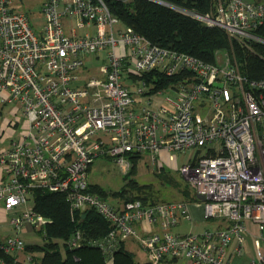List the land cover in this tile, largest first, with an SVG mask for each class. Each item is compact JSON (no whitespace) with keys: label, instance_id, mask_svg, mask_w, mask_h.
Instances as JSON below:
<instances>
[{"label":"built area","instance_id":"1","mask_svg":"<svg viewBox=\"0 0 264 264\" xmlns=\"http://www.w3.org/2000/svg\"><path fill=\"white\" fill-rule=\"evenodd\" d=\"M185 11L242 44L264 45L257 32L264 0H214L208 13ZM39 13L37 31L25 11L0 0V136L9 140L0 149V203L14 212L9 223L43 229V215L21 208L38 187L63 192L72 213L99 212L110 224L105 252L131 239L150 264H233L229 247L239 254L252 224L247 264H264V76L248 83L226 50L207 62L153 44L105 0H43ZM101 51L107 59L99 74L84 75L87 54ZM152 71L182 78L151 92L145 76ZM189 148L193 155L174 169L213 227L174 231L190 219L191 202L91 190L88 173L99 157L124 174L132 155L169 163ZM80 239L77 231L67 243ZM24 245L19 235L0 237L6 253ZM24 264L38 263L27 255Z\"/></svg>","mask_w":264,"mask_h":264},{"label":"trees","instance_id":"2","mask_svg":"<svg viewBox=\"0 0 264 264\" xmlns=\"http://www.w3.org/2000/svg\"><path fill=\"white\" fill-rule=\"evenodd\" d=\"M105 0L109 10L125 26L142 34L151 43L191 54L203 61L214 62L217 50H226L234 55L241 73L247 82L258 81L264 76V45L259 43L242 44L230 38L216 25L205 24L199 18L185 10L208 13L213 10L214 0ZM264 36V22L257 28ZM146 74L148 85L154 83L151 92L160 90L182 78L160 72ZM189 74V72H185ZM153 75L156 76L153 77ZM132 167L122 174L123 184L115 190H106L97 183L91 184V190L102 196L112 195L123 198H139L144 202H155L159 198L148 184L138 183L135 178L136 162L141 158L132 155ZM172 169L158 164L155 174L162 182L172 181ZM173 172V171H172ZM171 180V181H169ZM167 181V182H166ZM184 181V180H183ZM183 201L191 202L195 198L190 185L184 181ZM175 185H179L174 181ZM32 207L45 217L42 243H25L23 250L31 251V259L38 264H150L138 261L133 252L122 242L108 252L103 250L101 242L110 229L109 222L95 209L87 208L72 213L63 192L50 191L35 187L32 189ZM79 231L81 239L77 246H70L67 240ZM33 251H41V256H33ZM19 264L14 253H6L0 248V264Z\"/></svg>","mask_w":264,"mask_h":264},{"label":"rangeland","instance_id":"3","mask_svg":"<svg viewBox=\"0 0 264 264\" xmlns=\"http://www.w3.org/2000/svg\"><path fill=\"white\" fill-rule=\"evenodd\" d=\"M43 0H11V4L17 10L25 11L31 20L34 28L39 30L42 26L43 18L40 15V4ZM159 2V1H158ZM162 3V2H160ZM165 4V3H162ZM37 30V31H38ZM249 45V44H248ZM107 59L106 51H101L98 53H88L84 59L85 66L87 68L86 73L84 75H98L100 71V66ZM165 94V93H164ZM146 99L143 98L144 102ZM165 104H167L165 102ZM5 145V143H0V146ZM194 148H189L185 152L177 153L175 159H172L167 163L169 167H171L172 171L170 173L173 174V178L171 183H163L160 178H158L155 174V171L158 170L157 163H151L148 160V157L145 156L140 158L136 164V173L135 178L138 183L148 184L150 186L151 191L154 194H157L159 200H182L184 199L182 189L186 188L184 185L183 178L178 174L177 170L174 169L177 165H180L182 162H185L190 159L193 155ZM133 165V164H132ZM132 165L128 168L132 167ZM128 170H126L128 172ZM124 172V168H122L115 164L112 159L108 157H99L94 160L93 164L88 173V179L91 182L97 183L104 187L106 190H115L121 187L123 184L122 173ZM174 181H177L179 185H175ZM167 182V181H166ZM25 206H32V199H29L27 203L21 205V208ZM199 216L196 218L195 225L193 230L200 231L207 226H211L212 220L204 217L202 214V210L198 209ZM201 212V213H200ZM8 220H4L0 222V237H4L6 235H19L26 241H35L34 243H42V234L43 229H38L37 232L29 231L27 226H20L18 228L14 227L9 223L10 216L14 213L13 211H8ZM211 222V223H210ZM40 232V233H39ZM122 244L130 250L133 251L135 259L138 261L146 260V253L140 248L137 243L132 241L131 239L122 241ZM22 251V250H21ZM27 252V251H26ZM30 255V253H29ZM111 264L112 261L109 260ZM248 256H244V259L240 264H247Z\"/></svg>","mask_w":264,"mask_h":264},{"label":"crops","instance_id":"4","mask_svg":"<svg viewBox=\"0 0 264 264\" xmlns=\"http://www.w3.org/2000/svg\"><path fill=\"white\" fill-rule=\"evenodd\" d=\"M0 143H5V145L0 146V149L6 148L9 146V140H7L3 136L2 137L0 136ZM160 164L168 166L167 163H164V162L160 163ZM0 177H1V167H0ZM198 209H201V206L199 205V203L191 202L189 204L190 219L189 218H182L180 220V222L178 223V225L174 228V231L179 232V233H185L188 231H195V230H193V228H194V225L196 224L195 223L196 218H198V216H199ZM7 214L8 213L5 211V209L2 207V204L0 203V222H2L4 220H8ZM213 226H214V224L212 222L211 226H207V227H213ZM248 228L252 231V234L248 233L246 235V240H245L244 246L242 247V250L240 251V253L239 254L234 253V248H232L231 246L229 247V258L233 264H240V262L243 261L244 256H248V260H249L251 254L253 253L252 236L255 233V228L252 224H248ZM28 230L37 232V229H35V228H28ZM24 241H25V243H34L35 242V241L33 242V241H26V240H24ZM26 251L27 250H22V251H18V252L14 253L15 259L19 262V264H24V262H26V256L29 255V253H31V251L30 252L29 251L26 252ZM32 254L34 257L35 256L39 257V256H41L42 252L41 251H33ZM145 261H147V257H146Z\"/></svg>","mask_w":264,"mask_h":264},{"label":"water","instance_id":"5","mask_svg":"<svg viewBox=\"0 0 264 264\" xmlns=\"http://www.w3.org/2000/svg\"><path fill=\"white\" fill-rule=\"evenodd\" d=\"M196 196H197V198L204 200V196L202 194H197Z\"/></svg>","mask_w":264,"mask_h":264}]
</instances>
